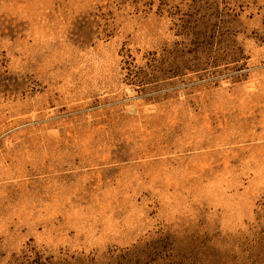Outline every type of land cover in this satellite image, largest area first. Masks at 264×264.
<instances>
[{"label": "rangeland", "instance_id": "1", "mask_svg": "<svg viewBox=\"0 0 264 264\" xmlns=\"http://www.w3.org/2000/svg\"><path fill=\"white\" fill-rule=\"evenodd\" d=\"M0 264H264V0H0Z\"/></svg>", "mask_w": 264, "mask_h": 264}]
</instances>
